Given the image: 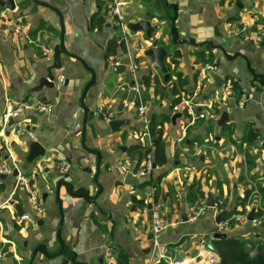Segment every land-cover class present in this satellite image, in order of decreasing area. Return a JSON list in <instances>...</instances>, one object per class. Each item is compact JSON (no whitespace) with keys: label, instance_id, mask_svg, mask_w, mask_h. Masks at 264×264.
Segmentation results:
<instances>
[{"label":"crops","instance_id":"crops-1","mask_svg":"<svg viewBox=\"0 0 264 264\" xmlns=\"http://www.w3.org/2000/svg\"><path fill=\"white\" fill-rule=\"evenodd\" d=\"M15 1L14 11L0 9V170H12L10 174L0 173V238L5 234L11 242L3 250L5 264H63L65 260L68 264H160L152 246L151 214L142 216L144 208L158 210L167 224L161 238L166 255L178 259L182 253L192 258L200 238L210 240L216 234L217 217L208 206L209 199L214 204L222 203L228 219L243 209L246 190L257 189L264 198V156L260 158L264 153V86L254 79L264 78V45L244 43L231 36L241 23L250 24L255 33L264 30V0H168L178 5L176 26L182 37L190 36L198 43L211 41L219 47L211 49L216 71L203 85L198 99L202 106L196 109L194 119L184 102L207 65L196 51L207 47L171 45L173 12L170 18L161 0H123V10L129 27L142 19L160 27L154 40L159 39V45L168 50L169 83L155 69L154 61L145 57L144 51L151 46L142 32L130 31L127 51L119 45L111 48L115 42L112 38L120 35L114 31L117 25L110 0H40L61 12L67 50L84 60L97 75L96 85L85 100L94 115L87 125L86 146L100 154L98 183L103 190L91 201L71 197L69 189L62 186L61 209L55 201V191L62 180L59 165L63 161L70 164L66 181L74 185L76 194L95 197L99 192L94 183L98 158L82 147L84 114L79 107L91 75L79 61L62 55V68L54 71L55 88L43 87L53 64L54 47L60 43V19L52 10L30 0ZM158 5L164 17L155 12ZM12 23L21 26L27 36L15 33ZM46 50L50 52L46 54ZM116 58L127 66V73L116 75L105 69V62ZM131 62L138 66L140 97L129 89L134 85L128 68ZM145 77L151 78L148 85ZM215 77L223 82L232 80L240 88L235 93L234 85L227 109L221 105L223 84L218 87ZM179 79L186 86L174 91ZM242 97L246 103L239 108ZM25 102L42 103L51 109L45 114H23L35 140L13 133V122L4 124L7 109ZM107 102L119 111L125 102L132 104L118 119L129 121V125L110 130L100 116V106ZM140 103L147 106L149 121L153 118L158 125L153 137L155 142L160 138L166 143L167 157L166 164H155L153 172L144 177L138 176L147 152L140 141L144 130L137 111ZM223 113L228 114L229 121L219 126ZM175 115L180 117L173 125ZM251 132L255 140L248 145L245 139ZM180 137H184L181 144ZM33 142L47 146V151L43 157L28 162ZM138 146L143 150H136ZM82 157V167L91 169V174L78 167ZM124 165L133 172L124 174ZM16 170L18 177L14 176ZM127 174L136 177L139 185H126ZM22 179L39 197L41 214L32 206ZM252 197L253 194L250 200ZM10 201L20 205L23 215L35 220L34 225L20 223ZM205 205L204 213L192 221L194 207ZM222 233L227 238L244 239L252 253L258 244H264V227L256 223L233 224Z\"/></svg>","mask_w":264,"mask_h":264},{"label":"built area","instance_id":"built-area-1","mask_svg":"<svg viewBox=\"0 0 264 264\" xmlns=\"http://www.w3.org/2000/svg\"><path fill=\"white\" fill-rule=\"evenodd\" d=\"M124 1L123 0H110V10L111 14L114 17L116 21V25L118 28V32L120 34V37L128 44L129 37H130V27L128 25L127 19L124 14ZM2 22V20L0 21ZM13 28L14 32L17 34H27L24 32L23 28L19 25H16L14 23L10 24ZM231 36L238 38L240 41L244 43H250L254 42L259 45H264V30L261 32H253V29L250 24L248 23H241L237 28H234L231 32ZM46 54H48L50 51L46 50ZM115 65H121V62L118 58L112 59L109 61V66H115ZM216 61L205 65L198 77L197 85L194 88V91L191 93L190 96L187 97V99L184 102L185 109L189 113V115L192 117V119L195 118V112L196 109L202 104L198 102V99L200 98V94L203 88V85L211 79L212 75L216 71ZM129 70L131 73V78L134 80V85H132L129 89L130 91L136 93L140 97V84L136 77V72L138 70V66L131 62L129 64ZM64 82V79L61 77L59 80V83L62 84ZM222 95H221V105L224 109H227L229 107V102L231 98L234 95V82L232 80H228L223 82L222 86ZM246 103L245 97H242V99L238 103L239 108H243ZM132 107V104L129 102H125L123 104L122 110L119 111L115 109L114 105L110 102L103 103L100 106V116L102 120L109 124L114 120H118L121 118L122 114L130 109ZM138 115L141 118L143 124H144V130L142 134V138L140 139L142 145L146 149V155L144 157L143 164L138 171L139 177H144L150 175L155 167L154 162V149H155V140L154 137L150 134L149 131V118L147 116V106L143 103H140L137 106ZM28 112H35L38 114H45L50 113L51 109L45 104L42 103H31V102H25L17 107L7 109L5 115H4V124L9 125L10 122H13L12 124V132L18 135H26L29 136L31 139L35 140L34 133L30 130V128L26 125V123L23 121V114ZM184 134V132H183ZM184 140V137H180L178 139V143L181 144ZM262 147V143H259V148ZM253 150H256V148H253ZM246 158H244L245 160ZM121 170L124 174L126 173H132V169L126 165L121 167ZM12 172L11 169H8L6 167L2 168L0 170L1 174H10ZM70 172V164L68 162L63 161L59 165V173L61 175H67ZM22 183H24L29 195L30 200L32 203V206L34 209L41 214L43 211L42 204L39 200V197L32 192L28 184L24 179H22ZM253 197L255 196V199L253 203L249 202L245 205L243 209L239 211V213H235L232 215V217L224 220L222 223L217 225L216 233H222L226 229L230 228L231 225H247L250 223L249 221V215L252 210L256 212H261L257 218H255L252 223H256L258 226L264 227V204L261 199V195L257 189H254L252 192ZM207 209L205 206H197L194 207L192 210L191 220L195 221L197 220ZM212 210L214 211V215L218 217L220 214L224 212V208L221 202L214 204L212 207ZM148 213L151 214L152 218V234H153V250L154 253L157 255L158 262L160 264H217L219 261L218 254L216 251H212L208 248L209 244L211 243L210 240L213 237H210V240L206 237H201L199 241V249L196 253V255L192 258H186L182 261H179L176 259H170L167 258L166 253L162 250V242L161 238L162 235L167 227L166 222L164 221L162 215L160 212L156 209H153L149 211L147 208H144L142 211V216H146ZM18 221L20 223H25L30 226L34 225L35 220L29 216V215H22ZM11 243L6 237L5 234L1 236L0 238V264H5V254H4V247L5 245Z\"/></svg>","mask_w":264,"mask_h":264},{"label":"water","instance_id":"water-1","mask_svg":"<svg viewBox=\"0 0 264 264\" xmlns=\"http://www.w3.org/2000/svg\"><path fill=\"white\" fill-rule=\"evenodd\" d=\"M32 1V3L38 5V6H43L45 8H48L50 10H52L60 19V28H61V34H60V43L58 45H56L54 47L53 50V64L48 68L47 70V79L45 80V82L43 83V87H46L48 89H54L55 88V75H54V71L56 70H60L62 68V55L75 59L77 61H79L82 66L84 67V69H86L90 75H91V80L87 83V85L85 86L83 93L81 95L80 101H79V107L82 109L84 117H83V128H82V147L83 149L90 153V154H94L97 156L98 161H97V165H96V174L94 176V183L95 185L99 188V192L95 197H90L87 194H82V195H78L74 192V185L68 181H66V179L69 178L68 175H61L60 177L62 178L61 181L58 182L57 186H56V191H55V201L57 202V204L59 205L60 209L62 207V202L60 200V192H61V187H67L69 189V195L71 197H83L86 198L88 200L91 201H95L99 195L102 193V187L100 186V184L98 183V178L100 175V154L94 151H91L90 149L87 148L86 146V131H87V125L88 123H90L93 120V113L90 111V109H88V107L85 104V100L87 97L88 92L90 91L91 88H93L96 85L97 82V75L96 72L90 68L86 62L84 60H82L81 58L72 55L66 48V44H65V27H64V19L63 16L61 14V12L56 9L55 7H53L52 5H50L49 3L46 2H42L40 0H30ZM162 2L164 3L165 7L173 12V18L171 20V29H170V37H171V45L173 46H177V47H183V46H189L191 48L194 49H202L205 47H209L212 50H216L219 49V47H216L212 44L211 41H206L203 43H198L196 41V39L190 37V36H184L182 37L180 35V33L178 32L176 23L178 20V5L175 3H169L168 0H162ZM240 3H238L239 6ZM16 1L15 0H0V9L1 10H6L9 9L10 11H14L16 9ZM159 26H152V23L150 22V20L147 19H142L139 20L138 22H136L135 24L130 26V31L131 33H140L142 32L144 34V39L147 43L150 44V49H146L144 51V55L146 58H149L151 60L154 61V67L157 71H159L160 73L163 74L164 77V81L167 83L170 79V69L167 67L166 65V59L168 58V50L166 49V47L164 46H160L159 45V39H155L154 40V36L156 35L157 31H159ZM114 31H116V33L118 32V28L115 27ZM220 35H217V37H219ZM113 41L120 43L121 40H123L120 36H114L112 38ZM107 41L104 43V47H106ZM253 44V42H252ZM137 48L139 50H142L143 47L141 44L137 45ZM104 59L107 60V57L104 56ZM105 69L111 70L112 73L116 74V75H122L127 73V66L126 65H115L110 67L109 63L106 61L105 62ZM254 79L256 81H258L261 85L264 86V78H258L256 76H254ZM217 86L220 87L223 84V80L215 77ZM67 83H65L66 85ZM122 94V93H121ZM44 100V99H43ZM180 117V115H175L172 118V122L173 125L176 124V120ZM229 121V117L227 113H223L218 125L219 126H224L225 124H227ZM129 121L127 120H114L111 123H109V128L111 131H117L119 129H121L122 127L129 125ZM47 151V146L41 145L39 142H33L30 145V149H29V157L27 159L28 162H32L34 159H37L39 157H43L45 155ZM84 158H80L78 160L79 164L78 167L84 171L87 172L89 174L92 173L91 169H86L84 167H82L81 165V161ZM14 176L18 177L19 176V171L16 170L14 172ZM125 184L129 185V186H138L139 185V181L136 177H133L131 174H127L125 176ZM47 195L43 196L44 201L46 200ZM9 205L13 206L14 209L17 211L18 216L21 217L23 215V209L20 205H16L14 203V201H10ZM209 207H213L214 203L212 199H209V203H208ZM255 211L252 210L250 215H249V221L252 222L254 220V213ZM228 215L227 212H223L222 214H220L217 218H216V224L219 225L220 223H222L226 216ZM12 229V227H11ZM228 236L225 233H216L213 238L214 239H226ZM208 248L212 251L215 250V246L213 243H210ZM167 258H172L171 254H167L166 255ZM186 259V257L181 253L178 257L179 261H182ZM63 264H68V262L65 260L63 262Z\"/></svg>","mask_w":264,"mask_h":264},{"label":"trees","instance_id":"trees-1","mask_svg":"<svg viewBox=\"0 0 264 264\" xmlns=\"http://www.w3.org/2000/svg\"><path fill=\"white\" fill-rule=\"evenodd\" d=\"M162 1V0H161ZM164 4V3H163ZM166 12L170 15H172V12L168 9H165ZM172 19V18H171ZM111 48L114 50L116 46H121L124 51H127V46L128 44L124 41L121 40L120 43L113 42L111 43ZM203 49V48H202ZM112 51V50H111ZM111 51H108V57L110 56ZM197 56L203 60L205 64H210L215 61V57L213 56V51L207 47L204 50H197ZM173 63H176V61H173ZM149 79L150 77H145V84H149ZM171 81V76L168 81V83ZM235 85L236 91H240V88ZM186 86L185 81H182L181 79L178 80V83L176 87H174V91L178 87L179 89ZM184 92L188 93V89H185ZM175 93V92H174ZM149 131L152 136H155L156 130H157V124L153 120V118L149 121ZM255 140V133L251 132L249 133L248 137L245 139V142L248 145H251ZM136 150H143L142 147L138 146L136 147ZM142 156V153H140ZM154 162L157 166H162L167 163V157H166V143L161 140L160 138L156 139L155 142V150H154ZM156 192V198H157V185L156 187L154 186ZM194 188V187H193ZM192 188V189H193ZM191 189V190H192ZM261 193H263L262 190H260ZM251 193L252 191L246 190L244 198L242 199V207L244 208L245 205L248 203V201L251 198ZM157 200V199H156ZM264 203V202H263ZM261 212H256L255 217ZM229 216V214L227 215ZM226 216V218H227ZM225 218V220H226ZM211 243L214 244L215 246V251L218 254L219 261L217 264H264V244H258L257 250L255 253H252V249L247 247V241L240 237H234V238H226V239H212L210 240Z\"/></svg>","mask_w":264,"mask_h":264},{"label":"rangeland","instance_id":"rangeland-1","mask_svg":"<svg viewBox=\"0 0 264 264\" xmlns=\"http://www.w3.org/2000/svg\"><path fill=\"white\" fill-rule=\"evenodd\" d=\"M156 11H158V17H164V11H163V9H162V7L160 6V5H158L157 7H156V9H155V12ZM139 13H142V12H139ZM128 22V21H127ZM65 25V24H64ZM119 33V32H118ZM120 35V34H119ZM264 156V153H261L260 154V158L261 157H263ZM254 191V189L252 190V192ZM252 194V193H251ZM253 198L254 197H252V199L250 200V203H253ZM261 199H262V202H264V198L263 197H261ZM264 204V203H263ZM243 208V207H242Z\"/></svg>","mask_w":264,"mask_h":264}]
</instances>
